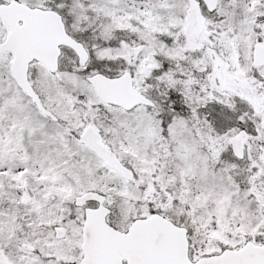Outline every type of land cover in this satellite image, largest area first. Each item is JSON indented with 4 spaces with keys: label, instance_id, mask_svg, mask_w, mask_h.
I'll return each mask as SVG.
<instances>
[{
    "label": "snow or ice",
    "instance_id": "1",
    "mask_svg": "<svg viewBox=\"0 0 264 264\" xmlns=\"http://www.w3.org/2000/svg\"><path fill=\"white\" fill-rule=\"evenodd\" d=\"M0 264H264V0H0Z\"/></svg>",
    "mask_w": 264,
    "mask_h": 264
}]
</instances>
